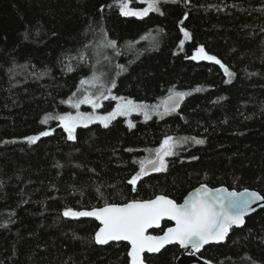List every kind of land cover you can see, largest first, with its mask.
<instances>
[{
    "label": "trees",
    "instance_id": "obj_1",
    "mask_svg": "<svg viewBox=\"0 0 264 264\" xmlns=\"http://www.w3.org/2000/svg\"><path fill=\"white\" fill-rule=\"evenodd\" d=\"M104 46L116 98L153 105L183 92L182 108L77 126L70 139L58 117L74 113ZM200 46L228 72L192 59ZM169 136L190 139L165 170L130 184ZM202 184L264 195V0H161L143 17L123 15L115 0H0V264H130L126 244L98 246L99 224L65 210L158 195L181 203ZM181 253L170 246L145 262L177 264ZM200 256L264 264V209Z\"/></svg>",
    "mask_w": 264,
    "mask_h": 264
},
{
    "label": "snow or ice",
    "instance_id": "obj_2",
    "mask_svg": "<svg viewBox=\"0 0 264 264\" xmlns=\"http://www.w3.org/2000/svg\"><path fill=\"white\" fill-rule=\"evenodd\" d=\"M115 2L123 15L143 17L150 11H159L161 0H143L147 5L143 9L131 8V0H115ZM103 7L101 10H103ZM108 7H111V5ZM184 35L190 38V33L186 30ZM108 43L115 46V41H108ZM183 43L182 40L181 44ZM192 59L210 60L221 64V61L216 56L209 55L203 46L196 50ZM221 66L225 68V72H228L227 67L222 64ZM80 83L81 85L93 84L95 78L82 80ZM112 87H115L114 82ZM185 95L186 93L171 92L162 105H156L152 110L156 111L162 106L164 113L172 112L179 106L180 100ZM104 98H106L104 92L100 91L96 96L85 95L74 106L79 107V104L86 103L98 108L101 106L100 101ZM119 99L121 102L106 115L93 117L90 114H79L73 116L71 113H67L59 116L58 119L63 122V126L69 133V138L75 139L73 135L75 127L85 120L91 122L93 119H99L107 126L108 122L116 116H128L132 112H143L145 119L151 118L148 105L136 103L123 97ZM48 134V132H41L39 135L27 139L34 142L40 136ZM188 139L190 138L176 140L170 136L166 137L160 147L154 150L152 158H145L138 162L140 165L139 171L132 176L129 183L135 185L143 175L147 174L149 166L152 171L165 170L167 167L166 157L175 155L178 144L187 142ZM191 139L196 144L204 143L203 140ZM256 200L264 201V195L247 189L243 192L227 191L224 188L213 190L206 185H202L201 188L196 189V194L186 199L183 204H178L167 196H157L155 199L133 200L124 204H105L103 207H94L90 211L66 209L64 215L96 217L103 224V227L97 233V241L99 243H107L109 240L130 241L132 264H143L141 253L145 249L149 252H156L165 244L177 242L184 247L191 245L193 249L199 250L210 241L224 240L233 225L243 224L245 213L250 210L251 204ZM165 217L175 221V226L169 227L161 236L146 234L147 230L153 225L159 226L160 221ZM208 264H211V262H208Z\"/></svg>",
    "mask_w": 264,
    "mask_h": 264
},
{
    "label": "rangeland",
    "instance_id": "obj_3",
    "mask_svg": "<svg viewBox=\"0 0 264 264\" xmlns=\"http://www.w3.org/2000/svg\"><path fill=\"white\" fill-rule=\"evenodd\" d=\"M102 49H103V47H101V50ZM108 53L111 54L110 49H108L107 46H104L103 58H102L100 64L98 65V67L95 68L96 70H95V73L93 74V77H92V78H95V83L84 84V87L78 93L79 96H78V99L75 101V104L79 100L83 99V97L85 95L96 96L99 94L100 91L104 92V95L106 98H104L100 101L101 106L98 108H94L91 104H86V103L79 104V107L74 106L75 109H74V113H72L73 116H77L79 114H90L93 117L106 115L108 112L113 111L115 109V107L117 106V104H119L121 102L120 99L115 97V95L112 91V83L115 80L114 79L115 73L113 71V56H112V54L109 55ZM136 103H138V102H136ZM145 105H148V104H145ZM156 105H162V102H158V103L153 104V105H148L149 106V114H150L151 118L154 116L159 117V116H162L164 114L162 106L159 109H157L156 111L152 110L153 107ZM134 115H140L143 120H148V119H145L143 112H132L128 116H116L114 119H116L118 117H125L128 122L132 123L130 118ZM114 119H112V120H114ZM93 123H104V122L100 121L99 119H93L91 122L85 120V121L78 123L77 126H85V125H89V124H93Z\"/></svg>",
    "mask_w": 264,
    "mask_h": 264
},
{
    "label": "water",
    "instance_id": "obj_4",
    "mask_svg": "<svg viewBox=\"0 0 264 264\" xmlns=\"http://www.w3.org/2000/svg\"><path fill=\"white\" fill-rule=\"evenodd\" d=\"M181 93H183V92H181ZM168 96H169V95H168ZM168 96H166V97L164 98V100H165ZM186 98H187V97H186V95H185V96L180 100L179 106H178L174 111H172V112L179 111V110L182 108L183 104L185 103ZM164 100H163V101H164ZM163 101H162V104H163ZM162 109H163V107H162ZM163 111H164V110H163ZM172 112H169V113H172ZM153 172H157V171H152L151 168H150V166H149V168H148V170H147V174H149V173H153ZM202 185H205V184H202ZM202 185H199L198 187H196V188H194L193 190H191V191L185 196V198L183 199V201H182L181 203H178V202H177V203H178V204H183L184 201H185L186 199L190 198L192 195H195V194H196V189L201 188ZM206 186H207L209 189H213V190H215V189H220V188H224V189H226L227 191H237V190H230V189H228V188L225 187V186H220V187H216V188L209 187L208 185H206ZM247 190L258 192V191H256V190H252V189H247ZM243 191H244V190L237 191V192H243ZM258 193H260V192H258ZM260 194H261V193H260ZM261 195H262V194H261ZM158 196H165V195H158ZM156 197H157V196H156ZM167 197H168V196H167ZM168 198H170V197H168ZM153 199H155V198H153ZM170 199H172V198H170ZM263 209H264V201L256 200L254 203L251 204V206H250V210L247 211V212L245 213V215H244V217H243V219H244L243 224L233 225V226L229 229V232H228V234H227V236L225 237L224 240H222V241H218V242H217V241H210L208 244L204 245V246H203L202 248H200L199 250L193 249V248L191 247V245H189V246H187V247H184V246L180 245V244L177 243V242H172V243L165 244L163 247H161V248L159 249V251H156V252H149L147 249H145V250L141 253V259L143 260V264H146V262H145V260H144V256H145L146 254H148V255H155V254L160 253L163 249H165V248H167V247H170V246H175V245H176V246H179V247L182 249V253L178 256V258H177V260H176V263H177V264H208V262H210V261H208V260L202 258V257L200 256V252H201L205 247H207V246H209V245H217V244H224V243H226V241H227V239H228V237H229V235H230V233H231V231H232L233 228H241V227H244L245 224H246V220H247L248 217L254 215V214L257 213L258 211L263 210ZM90 210H92V209H90ZM90 210L88 209L87 211H90ZM76 211H85V210H76ZM66 217L69 218V219H73V220H93V221L97 222V223L99 224V228H98L97 231L95 232V236H94V238H95V242H96V244H97L98 246H102V247H104V246H107V245H109V244H113V243H114V244H118V243H127V244L129 245V247H130V248H129V252H128V257H129V260H130V264H132V258H131V256H130V252H131V242H130V241H125V240H109L107 243H99V242L97 241V239H96V236H97V233L99 232L100 228L103 227V224H102V222H101L99 219H97L96 217H86V216H81V217L66 216ZM164 222H170V223H172V225H171L170 227H174V226H175V221L170 220L169 218L165 217V218H163V219L160 221L159 226L153 225V227H151V228H149V229L147 230V233H146V234H148V235H152V236H161V235H163L164 232H165L169 227H168V228H167L162 234H158V235H157V234H153V231L160 230V229L162 228ZM211 264H213V263L211 262Z\"/></svg>",
    "mask_w": 264,
    "mask_h": 264
},
{
    "label": "flooded vegetation",
    "instance_id": "obj_5",
    "mask_svg": "<svg viewBox=\"0 0 264 264\" xmlns=\"http://www.w3.org/2000/svg\"><path fill=\"white\" fill-rule=\"evenodd\" d=\"M165 223V222H164ZM172 224V223H171ZM162 229V228H161ZM160 229V230H161ZM163 233V232H162ZM162 233H160V234H162ZM153 234H156V233H154V231H153ZM158 235V234H157ZM118 244H121V243H118ZM122 244H126L127 246H128V252H129V245L127 244V243H122ZM148 254H146L145 256H144V260H146V256H147ZM129 258V257H128ZM130 261V260H129Z\"/></svg>",
    "mask_w": 264,
    "mask_h": 264
}]
</instances>
